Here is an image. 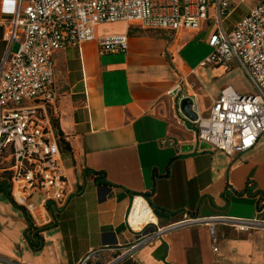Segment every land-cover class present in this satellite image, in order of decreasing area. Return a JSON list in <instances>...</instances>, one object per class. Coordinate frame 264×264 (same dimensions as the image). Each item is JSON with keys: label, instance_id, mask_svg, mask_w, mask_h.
Returning <instances> with one entry per match:
<instances>
[{"label": "crops", "instance_id": "1", "mask_svg": "<svg viewBox=\"0 0 264 264\" xmlns=\"http://www.w3.org/2000/svg\"><path fill=\"white\" fill-rule=\"evenodd\" d=\"M15 4L0 0V60L3 23ZM104 25L117 28L103 33ZM125 32V52H102L94 40L55 52L59 112L53 123L70 197L63 207L50 203L52 224L34 227L25 209L0 191V254L26 264H77L92 249L126 245L135 238L127 217L136 197L159 209L161 225L184 212L264 218V133L249 150L229 155L199 139L180 111L182 96L195 95L207 115L226 86L246 93L233 83L237 63L211 64L208 52L196 54L210 46L206 28L154 34L124 21L97 27L98 35ZM178 83L181 91L170 94ZM31 230L42 238L39 249L32 247ZM119 264H264V229L220 224L213 233L207 224L187 226Z\"/></svg>", "mask_w": 264, "mask_h": 264}, {"label": "built area", "instance_id": "2", "mask_svg": "<svg viewBox=\"0 0 264 264\" xmlns=\"http://www.w3.org/2000/svg\"><path fill=\"white\" fill-rule=\"evenodd\" d=\"M245 1L16 0L14 14L3 23L6 47L0 60V187L7 184L11 197L25 209L34 227L52 224L50 203L63 207L71 192L53 123V116L59 112L54 54L92 40L102 52L127 51L128 32L98 35L100 24L124 21L148 29H208L207 41L213 51L206 62L237 63L254 90L240 93L226 86L213 99L207 115L194 95L192 110L197 118L185 116L196 125L199 139L229 155L247 151L257 143L264 133V0L252 6L231 29L225 27L227 17ZM14 43L19 44L16 52L12 51ZM180 91L178 83L170 94ZM132 208L127 223L135 238L126 245L92 249L77 264H119L141 247L187 226L207 224L213 233L220 224L241 232L264 229V218L259 216H193L188 212L165 225L146 220L134 227ZM0 264L26 263L0 254Z\"/></svg>", "mask_w": 264, "mask_h": 264}, {"label": "rangeland", "instance_id": "3", "mask_svg": "<svg viewBox=\"0 0 264 264\" xmlns=\"http://www.w3.org/2000/svg\"><path fill=\"white\" fill-rule=\"evenodd\" d=\"M258 0H253L251 1H245L243 3H241L226 19L225 21V27L227 28V30L231 29L233 24L240 19L243 15H245L250 7H252L255 3H257ZM117 28L116 26H110V25H104L102 26V32H112ZM200 43V40H196L193 44H198ZM19 48V44L18 43H14V45L12 46V51L16 52ZM3 51V50H2ZM213 51V47L209 46V47H200L197 50L196 54H200L202 52H208V55ZM187 57L190 59L192 57L195 56L194 53H190L187 52L186 53ZM234 70L231 72V76L235 77V81L233 82L237 87L241 88L244 92L246 93H252L253 92V87L250 84V82L248 81L247 78H245L242 74V69L240 67L237 66V64H234ZM231 68V67H229ZM238 89V88H237ZM5 188L7 189L8 186H5Z\"/></svg>", "mask_w": 264, "mask_h": 264}, {"label": "bare ground", "instance_id": "4", "mask_svg": "<svg viewBox=\"0 0 264 264\" xmlns=\"http://www.w3.org/2000/svg\"><path fill=\"white\" fill-rule=\"evenodd\" d=\"M130 220L134 227H138L141 222L146 220L157 221V217L147 206L146 200L142 197H137L131 211Z\"/></svg>", "mask_w": 264, "mask_h": 264}, {"label": "trees", "instance_id": "5", "mask_svg": "<svg viewBox=\"0 0 264 264\" xmlns=\"http://www.w3.org/2000/svg\"><path fill=\"white\" fill-rule=\"evenodd\" d=\"M148 30H150V29H148ZM151 31H156V32H153L154 34H158V33L160 34L163 30L162 29H151ZM60 144H66V142L63 140V138L60 139ZM66 147L69 150V146L67 145ZM96 173L98 174V176L101 175L100 172H96ZM5 186H7V184H3L0 187V191H4L6 193V195L9 196L12 199V201L15 203V201L11 197L9 188L6 189ZM154 211L158 215H162L158 208H154ZM30 233H32V234H30L31 235L30 236V242L32 244V247L35 248V249H39L42 246V238H41V236L39 235V233L37 231L31 230Z\"/></svg>", "mask_w": 264, "mask_h": 264}, {"label": "water", "instance_id": "6", "mask_svg": "<svg viewBox=\"0 0 264 264\" xmlns=\"http://www.w3.org/2000/svg\"><path fill=\"white\" fill-rule=\"evenodd\" d=\"M192 99L190 97H185L182 98V100L179 102L180 105V111L188 116L191 117L192 119H196L197 115L196 113L192 110Z\"/></svg>", "mask_w": 264, "mask_h": 264}]
</instances>
